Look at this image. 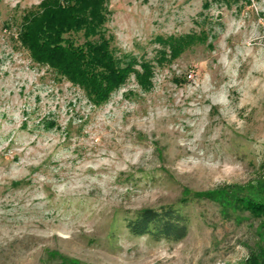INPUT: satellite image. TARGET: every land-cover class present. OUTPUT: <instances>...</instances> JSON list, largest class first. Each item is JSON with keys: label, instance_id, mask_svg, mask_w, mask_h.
<instances>
[{"label": "rangeland", "instance_id": "374dc122", "mask_svg": "<svg viewBox=\"0 0 264 264\" xmlns=\"http://www.w3.org/2000/svg\"><path fill=\"white\" fill-rule=\"evenodd\" d=\"M40 2L0 0V264H248L260 219L203 194L264 181V0H107L112 51L152 74L99 106L19 45ZM165 207L182 240L129 233Z\"/></svg>", "mask_w": 264, "mask_h": 264}, {"label": "trees", "instance_id": "16d2710c", "mask_svg": "<svg viewBox=\"0 0 264 264\" xmlns=\"http://www.w3.org/2000/svg\"><path fill=\"white\" fill-rule=\"evenodd\" d=\"M106 5L107 0H41L34 10L23 14L16 33L19 45L34 64L78 87L95 106L106 103L131 73L142 87L152 74L147 62L114 54L111 36L104 28ZM200 39L195 34L170 38L164 47L175 57L184 45ZM203 195L225 211L247 212L259 218L257 229L264 234V181L246 189L225 185ZM126 227L132 235L176 242L187 235L188 219L172 207L143 209ZM247 263L264 264V246L251 252Z\"/></svg>", "mask_w": 264, "mask_h": 264}]
</instances>
